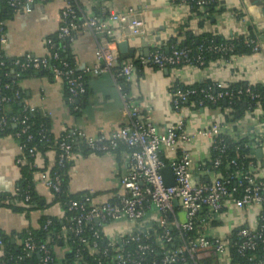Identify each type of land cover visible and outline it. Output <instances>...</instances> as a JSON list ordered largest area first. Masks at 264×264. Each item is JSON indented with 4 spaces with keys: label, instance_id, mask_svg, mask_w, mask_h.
Returning a JSON list of instances; mask_svg holds the SVG:
<instances>
[{
    "label": "crops",
    "instance_id": "1",
    "mask_svg": "<svg viewBox=\"0 0 264 264\" xmlns=\"http://www.w3.org/2000/svg\"><path fill=\"white\" fill-rule=\"evenodd\" d=\"M76 7L78 21L93 16L105 18L110 12L131 13L143 22L144 34L127 36L128 55L121 54L120 62H134L130 80L115 76V70L98 75L86 76V92L71 109L65 102L64 86L44 74L27 76L18 80L26 105L33 107L50 119L51 132L58 137L68 129H75L87 137L108 135L113 130L129 124L130 119L124 110V96L128 106L135 108L146 118L160 134L170 125L179 121L187 132L204 130L211 123L224 126L222 134L234 140L241 138H259L264 144V116L260 111L233 121L225 118L220 109H194L185 106L176 113L171 108V88L175 84L193 86L204 82L222 85L264 84V6L263 0H218L213 12L202 10L198 14L188 7L174 4L170 0H72ZM64 9L62 0H47L34 3L29 11L19 8L10 11L4 18V36L6 43L0 49L9 59L26 54L45 56L46 41L55 36L62 20ZM219 9H222L219 12ZM253 26L260 33L259 50L251 55L233 57L228 61H210L205 66L183 65L176 68L158 70L137 64L141 57H147L153 49L159 48L168 53L176 45H185L200 36L210 34L229 38L244 35L247 27ZM176 44L171 45L170 42ZM101 38L87 29L74 31L68 41L73 63L78 71L96 66L97 46ZM126 57V58H125ZM235 123L233 128H225ZM210 139L197 137L185 145L191 154L192 178L194 182H205L212 177L208 163L210 161ZM252 148L256 159L251 170L258 177H264V149ZM261 153L260 158L257 152ZM20 155L17 141L10 135L0 137V194H12L19 180L17 158ZM56 153L49 150L37 154L34 159L36 172L33 175L34 187L38 196L36 208L27 213H15L0 207V233L10 238L15 248L22 245L19 234L37 229L39 220L44 216L63 219L64 209L55 201L54 194L42 185L38 178L40 172H49L54 168ZM128 153L125 151L104 154H74L68 171L67 192L69 195L86 194L93 203L102 204L118 193V179L128 169ZM260 209L256 206L243 211L230 210L220 223L215 234L225 236L240 225L254 228ZM183 220V214L179 213ZM155 214L146 215L140 225L126 220L103 224L100 231L107 241H117L119 237L140 226L155 222ZM69 247L66 243L53 247L54 263L62 264ZM3 247L0 248V257ZM38 260V258L36 257ZM220 259L218 264H224ZM32 263V261H30Z\"/></svg>",
    "mask_w": 264,
    "mask_h": 264
},
{
    "label": "built area",
    "instance_id": "2",
    "mask_svg": "<svg viewBox=\"0 0 264 264\" xmlns=\"http://www.w3.org/2000/svg\"><path fill=\"white\" fill-rule=\"evenodd\" d=\"M47 0H7V5L13 11L22 8L29 11V6ZM64 9L61 12V26L55 35L58 41L56 47L53 40L46 41L47 54L45 56H33L26 54L22 57L9 59L0 49V67L6 62L11 65L12 71L18 72L35 71L46 72L51 80L61 82L67 96L65 102L71 109H77L75 101L86 92V76H98L111 70H115V76L125 81L130 80L134 62H120L117 45L123 42L127 36L136 37L144 34L143 22L131 13L110 12L107 17L91 18L78 21L75 6L72 0H62ZM174 4L202 11L205 7L218 0H170ZM87 29L101 38L96 52L97 65L78 71L60 56V52L67 47L71 34L74 31ZM253 43L254 41H250ZM6 43L4 36V23L0 21V45ZM257 41V47L258 46ZM190 50L184 48H172L168 53L161 49H153L147 57H141L136 63L142 66L163 70L176 68L183 65L204 66L201 58L195 60L190 55ZM9 71V70H8ZM5 73L3 77H8ZM12 76L18 77L14 73ZM229 85L213 83L212 87L201 90L203 98L210 104L215 105L222 99L231 101L233 93L227 91ZM10 89V85L2 83L0 79V137L9 123L22 126L21 129L10 134L14 139H19L26 134L24 127L27 117L7 118L2 113V106L11 100L20 99L21 90H14L11 96L4 92ZM221 89L222 92L210 94L211 90ZM194 90L181 92L176 90L171 93V108L174 112H180L187 104V98ZM238 95L242 92H237ZM249 97V104L258 105L259 95L250 89L243 93ZM124 110L130 119L129 124L120 126L108 135L101 134L97 137H87L82 132L69 129V136L80 138L90 153L104 154L113 153L120 147L128 149V169L118 179V193L112 199L102 204L93 203L90 196H85L82 201L68 200L65 203L66 212L72 213L70 222L74 223V234L79 236L82 226L96 225L98 229L93 236L105 240V245L100 247L96 241L89 246L88 253L97 258V264H218L220 259H225L224 264H231V250L243 256L247 252L254 253L246 259L245 264H264V237L262 235L264 219V177H258L254 171H246L244 166L235 159L222 162L221 153L224 148H215L219 155L215 157L210 167L212 177L205 182H194L192 178L193 160L185 145L197 137L210 139V147L220 142L222 128L219 123H211L204 130L187 132L183 128V122L170 125L165 133H158L151 124L150 119L130 108L124 98ZM225 101V100H224ZM199 109L207 108L203 102L198 103ZM36 109L25 104L23 112H34ZM257 111L264 112L257 107L248 111L255 114ZM232 109H225L224 115L231 117ZM235 123L225 128H233ZM67 137V138H68ZM32 137L27 136L26 142ZM252 146L263 148L264 144L259 138H250ZM20 155L17 164L22 163L20 156L25 145H20ZM30 156H36L35 148L28 150ZM74 154L64 140L59 143L56 164L63 168L64 163L72 161ZM167 160L168 163H165ZM35 167V164L33 165ZM169 167L172 172L173 186L164 183L163 169ZM39 182L54 194L61 192L62 180L54 173L40 172ZM34 181V180H33ZM28 196L25 198L27 201ZM177 201V206L174 205ZM256 206L260 209L256 217L254 228L240 225L225 236L215 234L223 218L228 211H243ZM64 211V212H65ZM155 214V222L140 226L119 237L117 241H107L101 234V227L114 221L126 220L140 225L146 215ZM179 213L183 214V220ZM260 222V223H259ZM50 222L48 221L47 224ZM235 232V233H234ZM233 236V238H232ZM83 245L87 241L80 238ZM25 256L32 257L36 251L35 245L30 238L22 241ZM3 243L0 240V248ZM40 264H53L54 257L46 245L38 248ZM76 259H80L79 252L75 253ZM72 264H77V261ZM242 264V263H236Z\"/></svg>",
    "mask_w": 264,
    "mask_h": 264
},
{
    "label": "trees",
    "instance_id": "3",
    "mask_svg": "<svg viewBox=\"0 0 264 264\" xmlns=\"http://www.w3.org/2000/svg\"><path fill=\"white\" fill-rule=\"evenodd\" d=\"M218 1L214 3L208 4L204 11L213 12L214 9L218 6ZM264 6V0H263ZM76 10V7H74ZM10 11H13L7 5V0H0V21H4V18ZM222 9H219L221 12ZM193 13L198 14L199 11L194 9ZM78 17V15L76 14ZM260 33L253 26L247 27V32L244 35H234L229 38H223L221 36H212L210 34L200 36L197 40L188 41L183 44L176 45V48H184L190 50L191 57L195 60L196 58H201L204 62V66L210 61H228L233 57L251 55L259 50L257 47V41L259 43ZM48 39L53 40L56 47H58V41L55 36H52ZM250 41H254L251 43ZM171 45L176 44L175 41L170 42ZM60 56L66 59V61L70 64H73V60L70 56L68 44L64 51L60 52ZM9 70V71H8ZM11 65L9 62H6L5 66L0 67V79L2 83H7L10 85V89L6 90L4 93L8 96H11L14 90L19 88L18 80L27 77L36 75L38 73H44L48 75L46 72H35V71H25L18 72V70L12 71ZM5 73H8V77H3ZM14 73L18 74V77L12 76ZM50 77V75H48ZM123 80V79H122ZM213 82H204L201 84L193 85V86H183L180 84H175L172 86L170 92H175L176 90H180L181 92L194 90L195 93L189 95L187 98V104L184 106L192 105L194 109L198 108V103L203 102V106L210 109H220L222 112L225 109H232L230 113L233 121L239 120L246 111L255 110L257 107L260 108L261 111L264 112V84H256V85H246V84H234L229 85L227 91L233 93V98L231 101L227 99H222L218 101L215 105L208 103L203 98V93L201 90H206L209 87H212ZM20 89V88H19ZM246 89L252 90L254 93L259 95L258 105L254 103L253 105L249 104V97L244 95V91ZM225 91L224 89H215L210 91L211 95L215 93ZM65 99L67 92L65 91ZM237 92H242V94L238 95ZM225 100V101H224ZM77 101V100H76ZM75 101V102H76ZM76 104V103H75ZM25 107L24 96L21 91L20 99L11 100L8 104L2 106V113L9 119L13 118H22L24 115L27 117L26 123L24 127L26 128V134H23L19 139H15L18 144L25 145L22 150V155L20 159L22 163H18L19 169V180L16 183L15 190L12 194H0V207H5L10 209L15 213H27L30 210L36 208V204L38 203L37 193L34 187L33 175L37 171L34 165L35 157L30 156L28 150L30 148H35V152L37 154H45L49 150H54L56 155L58 154V146L59 143L64 140L67 144L69 151L73 154H88L89 150L85 147L84 142L76 137L69 136V129L64 131L58 137H54L51 132L50 119L48 116L40 113L35 110L34 112H23ZM71 108V107H70ZM238 113V117L236 116ZM228 115L225 114V118ZM22 126H18L17 124L9 123L3 135L13 134L21 129ZM30 135L32 137L30 142H26L27 136ZM68 137V138H67ZM221 141L215 143L213 148L210 149V161L208 163V167H211L213 160L216 156L219 155V152L215 150V148H224V151L221 153V157L223 159V163L226 160L235 159L238 164L244 166L246 171H249L250 164L254 165L255 158L252 154V143L247 138H241L238 140L231 139L226 137L225 135L221 136ZM125 151L129 152L126 147H120L116 150V152ZM165 163H168L165 160ZM70 162L64 163L63 168H58L56 162L54 168L49 171L50 176L54 173L60 176L62 180L61 192L59 194H54L55 201L62 206L64 210H66L65 203L68 200L82 201L86 194L79 195H69L67 192V181H68V171L70 168ZM28 196V200L25 198ZM73 214L67 213L65 211L64 217L61 220H58L53 217L44 216L39 220V226L37 229H30L27 231L21 232L18 236L24 241L27 238L31 239V242L35 245L36 251L32 257L25 256V250L23 244L20 247L15 248L10 244V238L0 233V240L3 243V255L0 257V264H40V258L37 257L38 248L41 245H46L54 257L53 247L57 245H63L66 243L69 247V252L66 255L65 260L62 264H72L77 261V264H97V258L92 257L88 253V247L92 246V242L96 241L100 247L105 245V240L103 238L96 239L93 236V233L98 229L96 225H83L82 232L79 236L74 234V223L70 222V218ZM50 222L47 224V222ZM263 224L262 235L264 237V219L260 221ZM259 222V223H260ZM99 230V229H98ZM235 233V232H234ZM80 238H83L87 241V245H83L80 242ZM233 238V236H232ZM79 252L80 259H76L75 253ZM231 253V264L236 263H246V259L254 255V253L247 252L243 256L237 255L234 250L230 251ZM40 256V255H39ZM38 258V260L36 259ZM55 259V257H54ZM32 261V263L30 262ZM55 264V263H53Z\"/></svg>",
    "mask_w": 264,
    "mask_h": 264
},
{
    "label": "water",
    "instance_id": "4",
    "mask_svg": "<svg viewBox=\"0 0 264 264\" xmlns=\"http://www.w3.org/2000/svg\"><path fill=\"white\" fill-rule=\"evenodd\" d=\"M128 43L127 42H121L118 44V49H119V52L121 54H124L125 56L128 55ZM126 58V57H125ZM237 117L239 116L238 113L236 115ZM257 154L259 155V158H260V151L257 152ZM162 174L164 176V183L166 186H173L174 185V182H173V177H172V172H171V169L169 167L163 169L162 171ZM174 205L177 206V201H174ZM38 258H40L39 255H37Z\"/></svg>",
    "mask_w": 264,
    "mask_h": 264
}]
</instances>
